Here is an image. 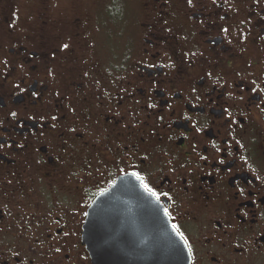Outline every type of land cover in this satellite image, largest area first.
Instances as JSON below:
<instances>
[{
    "label": "flooded vegetation",
    "instance_id": "af4514ba",
    "mask_svg": "<svg viewBox=\"0 0 264 264\" xmlns=\"http://www.w3.org/2000/svg\"><path fill=\"white\" fill-rule=\"evenodd\" d=\"M4 1L0 264H91L90 209L133 172L189 264H264V0H138L134 43L108 60L82 26L56 35Z\"/></svg>",
    "mask_w": 264,
    "mask_h": 264
},
{
    "label": "water",
    "instance_id": "95a60500",
    "mask_svg": "<svg viewBox=\"0 0 264 264\" xmlns=\"http://www.w3.org/2000/svg\"><path fill=\"white\" fill-rule=\"evenodd\" d=\"M109 192L83 226L91 264H189L186 245L139 180L120 178Z\"/></svg>",
    "mask_w": 264,
    "mask_h": 264
},
{
    "label": "rangeland",
    "instance_id": "374dc122",
    "mask_svg": "<svg viewBox=\"0 0 264 264\" xmlns=\"http://www.w3.org/2000/svg\"><path fill=\"white\" fill-rule=\"evenodd\" d=\"M136 1L5 0L3 4L7 12L22 11L28 24L36 23L39 16L46 18L51 21L50 28L56 35L62 32L73 34L82 26V40L85 38L95 54L108 60V50L125 57L128 47L134 43L132 24L138 6Z\"/></svg>",
    "mask_w": 264,
    "mask_h": 264
},
{
    "label": "snow or ice",
    "instance_id": "6c2138e0",
    "mask_svg": "<svg viewBox=\"0 0 264 264\" xmlns=\"http://www.w3.org/2000/svg\"><path fill=\"white\" fill-rule=\"evenodd\" d=\"M215 2H216V0H213V3H215ZM186 3H187V5H188L189 7H193V6H194V0H186ZM221 19H223V17H221ZM201 23H204V22L201 21ZM221 30H222L224 33H226V34L229 33V28H228V27H222ZM167 31L171 32V29L169 28V29H167ZM229 43H231V41H229ZM63 47H64L65 49H67V48H68V45H67V44H64ZM185 55H188V53H185ZM190 55H191L192 57H195V56L198 55V53H197V52H191ZM200 55H202V53H200ZM3 63L7 64V61H3ZM167 66H168V67H173V65H167ZM145 67H146V68H156V67H161V68H163V67H165V65L161 64V65L158 66V65H156V64H145ZM208 75L211 76V73H209ZM252 83H253V85H255L254 87L251 88V91H252V92L255 93V92H257L258 90L261 91V92H264V89H261V88L259 87V85H256V84H255V81H253ZM16 87H19V85H17ZM23 90H24V89H21V91H23ZM192 91L195 92L196 89H192ZM34 95H35V94H34ZM196 99L199 100L200 97L197 96ZM238 99L243 100L244 97H243V96H240V97H238ZM148 107H150V108H151V107H155V105H153V104H149ZM261 111H264V109H261ZM224 112L227 114V118L229 119V121H230L231 123H236V121H235L234 119H232V113L229 111L228 108H225V109H224ZM11 116H12L13 118H16V117H17V113H16V112H12V113H11ZM51 119H52V120H56L57 117H56L55 115H53V116L51 117ZM161 120H163V117H161ZM194 127H195V125H194ZM196 131L199 132V131H201V129H200L199 127H196ZM236 142H237V143H240V141H238V140H237ZM213 146L215 147V144H214ZM217 150L219 151V149H217ZM202 158H205V157H202ZM205 159H206V158H205ZM242 159H243V157H242ZM219 163H220V164H224L225 161H224V160H220ZM131 175H132V176H135L138 180H140V181L142 182V184H143L144 189H145L148 193H150L152 196H156L157 200H159V196L157 195V193H156L151 187H149V185H148L147 183H143L144 178H143L139 173L133 172V173H131ZM257 179H259V177H257ZM243 191H244V189L241 188V189H240V192H241L242 194H243ZM164 195H167V193H165ZM165 212H167L166 209H165ZM85 215H87V213H85ZM173 227H175V226H173ZM177 231H179V230L177 229ZM181 237L183 238V234H181ZM184 243H185V244L188 243L187 239L184 240ZM57 251H59V249H57ZM14 255H18V253H14Z\"/></svg>",
    "mask_w": 264,
    "mask_h": 264
}]
</instances>
